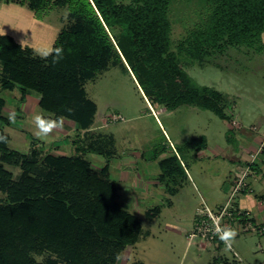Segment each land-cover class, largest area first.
<instances>
[{
    "label": "trees",
    "instance_id": "16d2710c",
    "mask_svg": "<svg viewBox=\"0 0 264 264\" xmlns=\"http://www.w3.org/2000/svg\"><path fill=\"white\" fill-rule=\"evenodd\" d=\"M175 1L0 0V6L26 8L38 21L56 9L67 11V24L51 44L64 49L55 65L52 57L34 55L28 43L21 46L15 37L0 35V86L35 92L44 113L89 129L98 107L84 84L121 67L154 109L197 108L229 122L226 96L200 86L169 51L165 18ZM203 2V21L188 40L196 51L264 50V0ZM4 108L0 98V122L6 121ZM0 135L7 137L0 141V193L6 196L0 225L19 238L21 252L64 253L67 264H86L82 252L88 249L93 264H115L125 248L136 244L141 221L120 204L108 166L96 170L84 158L90 149L75 145L76 154L70 157L37 148L22 153L9 148L10 139L1 129ZM5 165L20 170L17 181ZM161 166L167 171V162Z\"/></svg>",
    "mask_w": 264,
    "mask_h": 264
},
{
    "label": "rangeland",
    "instance_id": "374dc122",
    "mask_svg": "<svg viewBox=\"0 0 264 264\" xmlns=\"http://www.w3.org/2000/svg\"><path fill=\"white\" fill-rule=\"evenodd\" d=\"M10 7L0 6V30H12L25 45H51L67 24L66 10L56 9L43 21L35 22L26 8ZM205 11L203 0H177L171 4L165 18L169 51L200 86L213 87L226 96L229 122L221 121L210 111L191 107L153 117L137 85L121 67L112 68L98 75L94 82L84 84L89 98L98 106L94 129L103 128L96 132L102 137L94 145L113 153L109 162L110 178L123 190L122 201L138 198L142 211L161 209L156 219H148L140 211L142 229L138 240L121 252L115 264H242L240 260L246 264H264V235L242 233L227 251L224 246L200 240L188 246V236L202 201L216 210L227 200L241 153L248 155L246 145L253 144L255 139L260 144L264 135L261 116L264 113V63L253 64V50L196 51L188 40L194 26L203 21ZM18 96V91L0 89V97L6 101L5 118L9 120V113L16 115L15 122L9 121L5 126L11 139L9 147L28 153L30 143L39 140L34 135L33 117L42 112L37 106L30 110V105L23 104ZM116 117L119 120L116 121ZM66 125L78 127L73 121ZM83 135L75 128H63L54 131L45 143L66 148L65 154L69 155L72 145H91L88 140L92 134L86 133L85 139ZM45 143L42 141L40 146L48 151L46 146L51 145ZM124 157L133 162L128 172L142 183V187L130 185L131 195L124 191L118 175ZM85 158L96 170H101L110 160L96 151H89ZM163 162L168 163L166 170H173L174 174L167 175V171H163ZM5 169L17 181L20 170L8 165ZM5 201V194L0 193V207L6 206ZM3 230L0 225V264H67L64 253L26 248L21 252L19 238ZM199 244L209 249L200 250ZM214 249L218 250L216 254ZM82 255L86 264H93L88 258V249H83Z\"/></svg>",
    "mask_w": 264,
    "mask_h": 264
},
{
    "label": "crops",
    "instance_id": "0c3cea01",
    "mask_svg": "<svg viewBox=\"0 0 264 264\" xmlns=\"http://www.w3.org/2000/svg\"><path fill=\"white\" fill-rule=\"evenodd\" d=\"M10 8H14V9L16 8L18 10H22V8L18 7V6H11ZM19 13H20V11H19ZM29 13L32 14V16L34 18L33 13H31V12H29ZM19 20L22 23V18L21 17H20ZM14 21H16V20H14ZM14 21H12V22L15 23ZM34 21L38 22V20H36L35 18H34ZM11 31L7 32V31L0 30V35H11V36L15 37L16 39H18L17 36H19V35L17 33L13 32V31L12 32ZM262 42L264 44V34L262 35ZM256 61H258L259 63H264L263 62L264 61V50L262 52H255L254 61H252L254 65H255ZM262 69L264 70V66L262 67ZM0 89L2 91H9V92L18 91L19 92V96H18L19 101L23 102V104H26V103L29 104L30 105V107H29L30 110H33L35 106L39 107L40 96L37 93H35V92L28 91L26 93H23L22 90L19 87L15 88L14 90H5V89L1 88V86H0ZM32 96H34L35 98L32 99ZM0 98H2V97H0ZM145 101H146V104L150 108L151 115L153 117H155V118L157 117L158 114L169 112V111H167L165 109H161V110L155 111V109L151 106V104L146 99H145ZM5 108H6V101H5ZM5 108H4L3 113H2V116L4 118H5V115H4ZM233 109L236 110V106H233ZM40 110H41V108H40ZM41 112L44 113L42 110H41ZM97 113H98V111H97ZM97 113H96V115L94 117V123L89 129H82L79 126L75 127V125H74V127L67 126L66 124L69 125V122H71V120H68V119H65L64 129L67 128V129L71 130V128L72 129L75 128L77 131H80V133L82 132L84 134L83 135L84 139H85L86 133H91L92 136L88 140L91 145H79V146L81 148H83V149H86V150L90 149L89 151H91V152L96 151V153L101 155V156L104 155V157L105 156L108 157L110 160L108 161V164L105 165L104 167L108 166V168H109V162L111 161V158L114 157L113 153L110 152V151H105L103 149V147H100V146H98L96 148V146L94 145V143L99 142V138L102 137L101 133H99V134H101V135H99L96 132L97 131L100 132L101 130H103V128H100V127H96V129H94L95 125L98 122L96 120ZM261 116L263 118L262 125H264V113ZM51 117L55 118L53 115H51ZM233 120H235L234 117H233ZM8 124H9V120H7V119H6L5 122H0V129L6 135H8V134L5 132V126L8 125ZM9 139H10V137H9ZM35 140H36V143L35 142H31L30 143V149L31 148H37V149L43 151L44 153H49V154H56L57 153V156L64 155V156H69L70 157V156H74L76 154L75 145H72L71 149L68 150L69 155H67V154H65L67 152V151H65L66 148H64V150H63L62 148L55 147L54 144L45 143L44 142L45 143L44 145H51L50 147L46 146L48 151H45L44 148H42L40 146V144H42V141L37 140V139H35ZM10 141H11V139L9 140V146H10ZM261 143L259 144L258 143V139H255L253 141V144L246 145L245 152L248 151L247 153H249V154L247 155L244 152L241 153V158H240V162H239L238 168L236 170V174L233 176V179L231 181L232 190L229 192V194H227V200L230 197V195H231V193H232V191H233V189L235 187V183H236L240 173L247 166V164L249 162V159H250V156L255 154L258 151ZM91 147H94V149L91 150ZM18 152H20V151H18ZM86 154H88V153H86ZM86 154H83L84 158H85ZM125 157H124L125 161L122 164H120L119 167H118V169H119L118 175L121 177L120 178L121 182L125 186V190L124 191H126V193L128 195H131L133 192L130 194V192H131L130 191V189H131L130 185L133 184L136 187H142V183L141 182L140 183L137 182L136 179H134L135 176H131L132 174L128 172V168L132 165L133 162H132V160H130L129 157H127V158H125ZM124 168H127V170H123ZM110 173L111 172H110V169H109V174ZM114 183H115L117 191H118V200H119L120 204L123 206V208L127 212H129L131 214H134V215H136L139 218L138 215H139L140 211H142V209H141L142 203L140 202V200L138 198H135L132 201L131 200L130 201H124V200L122 201L121 193L123 192V190L119 189V187L117 186L116 182H114ZM126 197H128V196H126ZM227 200L224 203H222L221 206H223L227 202ZM235 207L238 208L239 210H241L244 213L245 217L247 218V221L252 223V225L254 227L264 228V155L259 157L257 159V161L255 162V164L252 166V174L246 180V188H245V190H243L236 197V199H235ZM142 212L144 213L146 218H148V219H156V218L159 217V215L161 213V209L159 207H156V208H153V209L144 210ZM139 220L141 221L140 218H139ZM237 233H238V235L236 237V240L242 234L240 231H238ZM190 234L191 233H189V235ZM247 234H248V232H247ZM250 234H252V233H250ZM253 234H255V233H253ZM257 234L263 236V234H261V233H257ZM188 239H189V236H188ZM194 243H195V240H193V241H191L190 239L188 240V246H191ZM198 247H199L200 250H205V251H207L209 249V248L208 249L204 248L203 244H199ZM214 250H215L214 254H216L218 252V250L217 249H214ZM213 258H215V256H213ZM240 261L242 262V264H246L243 260H240Z\"/></svg>",
    "mask_w": 264,
    "mask_h": 264
},
{
    "label": "built area",
    "instance_id": "2783aa9c",
    "mask_svg": "<svg viewBox=\"0 0 264 264\" xmlns=\"http://www.w3.org/2000/svg\"><path fill=\"white\" fill-rule=\"evenodd\" d=\"M115 120L117 121L119 118L116 117ZM261 155H264V135L258 151L250 156L247 166L240 173L227 202L223 206L214 210L211 209L205 201H202V207L197 210L194 227L189 235L191 241L200 240L202 242L224 246L218 236L214 234V225L216 223H219L221 226H230L237 232L261 233L264 235V228L254 227L252 223L247 221L244 213L235 207V199L243 190H245L246 180L252 174V166Z\"/></svg>",
    "mask_w": 264,
    "mask_h": 264
},
{
    "label": "clouds",
    "instance_id": "9594fccd",
    "mask_svg": "<svg viewBox=\"0 0 264 264\" xmlns=\"http://www.w3.org/2000/svg\"><path fill=\"white\" fill-rule=\"evenodd\" d=\"M25 42V41H24ZM22 42L21 46L24 45ZM63 47H54L41 44L33 47V53L41 59L52 57V64L55 65L63 59ZM71 111V110H69ZM9 121L15 122V113H9ZM65 118L63 116L52 118L50 114L38 113L33 117L35 127L34 135L41 141L48 142V138L54 131L63 130ZM7 137L0 135V141H6ZM214 234L224 244L225 250H230L238 235L237 231L230 226H221L219 223L214 225Z\"/></svg>",
    "mask_w": 264,
    "mask_h": 264
}]
</instances>
